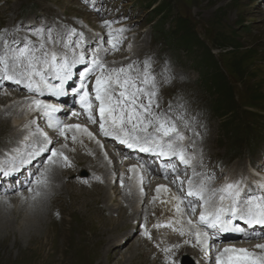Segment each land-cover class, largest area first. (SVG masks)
Wrapping results in <instances>:
<instances>
[{"label":"snow or ice","instance_id":"1","mask_svg":"<svg viewBox=\"0 0 264 264\" xmlns=\"http://www.w3.org/2000/svg\"><path fill=\"white\" fill-rule=\"evenodd\" d=\"M95 10L99 11L98 8ZM112 23L103 21V26L108 29L109 41L99 36L86 41L84 32L67 26H62L60 30L43 24L27 29L15 26L0 30V81L22 86L32 94L29 109L40 113L46 126L65 140L68 139L66 132L72 129L86 132L89 137H92V133L80 125L64 123L55 115L60 112L59 107L37 97L47 94L59 98L72 91L93 124L97 123V119L92 109H98L99 130L105 137L129 149L168 161L164 165V178H168L170 170L174 174L172 183L178 181V188L184 193L175 197L176 212L184 211L180 205L185 202L192 216L197 214V208L200 209L198 224L188 219L187 224L191 227L179 229V234L194 236L195 244L205 254L220 242V234H238L248 241L264 240V181L249 185L243 176L235 180L222 177L225 182L216 186L215 173L198 171V167H204L203 159L198 161L196 153L190 152L185 144L189 139L186 131L200 135L194 126L196 117L191 115L187 102L177 95L168 102L167 108L161 110V88L170 85L175 78L170 66L165 62L159 70H154L155 61L151 57L143 61H130L127 65L110 66L106 57L113 50H119L124 32V29H113ZM21 31L26 34L18 36L17 33ZM105 43H111V48L105 47ZM77 65L84 67L76 72L74 69ZM69 82H78V87H66ZM72 115L78 113L73 112ZM76 139L73 135L72 140L75 142ZM28 140L30 144L26 143L23 149H14L12 157L5 158L3 166H0V177L18 173L33 159L48 152L51 156L49 164L56 163L53 158H60L66 166H71L68 157L53 146L52 138L39 124L31 131ZM195 145V140H192L191 146L195 148ZM176 161L183 168L178 169ZM47 172L48 169H45L35 177V189L32 187V177L28 178L27 190L34 193L33 200L40 197L42 189L47 187ZM181 176L186 179H181ZM162 188L168 190L160 186L157 188L158 194ZM237 221L248 229L260 227L249 232ZM161 226L155 225L157 228ZM163 226L170 227L171 223ZM144 235L151 239L146 229ZM211 241L215 243L210 244ZM225 243L229 246L222 250L217 248L214 264H264V243H256L253 250L231 246L233 242L230 240ZM179 247L173 245L163 251L167 254ZM167 264L178 262L169 257Z\"/></svg>","mask_w":264,"mask_h":264},{"label":"rangeland","instance_id":"2","mask_svg":"<svg viewBox=\"0 0 264 264\" xmlns=\"http://www.w3.org/2000/svg\"><path fill=\"white\" fill-rule=\"evenodd\" d=\"M146 1L153 5L160 3L165 7V11H168V19L163 24L171 22L170 31L173 33L169 36L177 35L178 33L183 35L181 32L184 27L180 22L181 19L185 20V29L188 30L191 36L188 39L190 43L182 45L184 47L183 54L182 51L178 53L171 52L172 46L167 43H160V38L157 40L151 38V29L145 33L146 35H142L145 42H142L143 46L141 47V52H139L149 51V56L169 60L168 62L171 64L174 73L173 76L175 78L172 83L167 85L165 89H161L160 104L167 108L170 100H173L177 95H181L187 102L191 114V108H200L202 110L201 114H194V116H200V119L197 118L194 122L195 130L202 128L204 134L210 131L206 143L213 158L216 159L222 154L225 156V149H229L227 147L234 141V137L229 135L230 125L239 122L244 124L252 123L253 113L256 111L255 108L264 109V0H182L180 6L175 3V0ZM134 5L137 8L134 6L133 9L138 11V5ZM183 5H190V10L188 9L187 12ZM22 10H24V13ZM38 15L47 17V22L52 24L57 30H59V25L69 23L73 18L80 17L89 23H92L94 18L92 14L86 12L85 7L80 2L75 0H0V30L6 27L22 26L20 22L32 19ZM133 16L135 20L139 14H134ZM139 18H141L137 20L139 22L144 20L142 24L148 23V17L140 16ZM25 34L26 32L24 31L17 33L18 36ZM147 37L148 39H146ZM32 39H35V37H32ZM195 39H198L197 41L200 43L196 44L193 42ZM205 52L213 55L218 68L227 79V84L217 87V90L206 88L205 84L201 83L202 77L200 79L198 69L201 68L202 64L196 67L197 70H194L192 66L190 67L191 55L199 58V62H203L205 60ZM215 77L222 79L220 74H215ZM6 92L12 93L13 91ZM229 101L233 104H229ZM0 102H2V99H0ZM224 103L233 106L230 109H226L223 115H231H226L225 118L219 117L223 120V124L219 125V120L215 119L208 110L213 107L215 110L220 109V106ZM230 116H236V119L231 121L229 119ZM261 126L263 127L264 123ZM218 137H220V140H218ZM62 139L64 141V138ZM9 140H11V135L6 133L3 140H0V150L5 144L11 143H7ZM68 140L70 139L68 138L66 141ZM97 140L96 143H98ZM62 144L63 142L60 145H56L55 148L57 149ZM67 144L71 145V150L67 151L65 155L72 159L70 162L72 166H77L73 162L81 156L88 159V163L85 165L77 166L79 169H86L80 170L81 172L89 173V169L98 171L100 160L97 159L99 155L96 152L97 150H93L91 153L97 157H89L83 154V152H87L83 143L67 142ZM89 144L93 148L96 146L92 141ZM101 148L99 147V150L104 155L106 150L104 147V150ZM107 149L109 150L108 147ZM231 159L232 157H229L228 161H231ZM59 169V173L63 178L61 181L62 186H66V188L59 192L55 190L50 193V198H58L62 204H65L69 195L81 196L88 204H84L87 205L86 208L82 207L84 201L73 206L72 215H68L67 211H60L58 220L55 222L56 225L54 224V231L64 235L61 234V237L65 240V249L63 251L55 249V242L51 239L52 236L45 238L39 243L36 241L31 242L27 234L24 231H20V227L24 224V216L29 212L27 211V206L17 207L16 209L12 206L13 209H10L8 207L10 204L8 200L10 199H5L0 203L2 212H4V215L7 211H9L8 213H13L12 220L14 224H17L14 225V230L18 234L20 233V236L17 239L12 235L8 242L5 243L6 232H0V264H154L148 260L146 254L147 246L140 243L137 238L131 237L136 232L137 225H135L134 220L122 221L119 219L122 208L126 206L123 195H119L124 189L121 182L125 179H123V176L126 175L125 168L121 167V176L117 181L118 185L115 184L119 187L118 193H114L117 189L109 191L108 186L106 189L97 185L94 187L100 188L92 187L87 189L72 181L76 179V171ZM79 169L76 168L75 170ZM99 176L102 177L101 175ZM148 197L143 208L147 207L152 194ZM49 199L47 200L48 202L46 201L47 215L51 213L52 207ZM17 205L20 206V201ZM106 206H115L117 215L115 217L111 216ZM63 209L65 210L66 208ZM101 210H104V214H102ZM85 211L92 218L91 223L84 221L85 217L83 214ZM149 212L150 209L147 210V214ZM108 220L113 222H106ZM127 236L129 240L132 239L131 243L124 247L121 252L115 250L118 247L112 246L117 243L114 241L120 237L127 238ZM181 247V251L183 249L184 252L180 253H187L185 245L181 244ZM134 248L139 249V252H136L137 250ZM131 257H136L137 259H131Z\"/></svg>","mask_w":264,"mask_h":264},{"label":"bare ground","instance_id":"3","mask_svg":"<svg viewBox=\"0 0 264 264\" xmlns=\"http://www.w3.org/2000/svg\"><path fill=\"white\" fill-rule=\"evenodd\" d=\"M94 20H95V18H93V21ZM19 95L20 94L15 93V92H12V93L11 92H6V93L4 92V93H1V95H0V99H2V102H0V140L1 139L3 140L6 133H10L11 137H15L17 135L19 136V134H20L19 130H21V122L24 121L28 116V115H26V112H25V114L21 113L22 111L18 112V105L21 104L20 102L22 100V96H19ZM68 124L80 125L82 128H87V130L92 133V137H89L86 132H80V131H77L76 129H72V130L68 131V133H69L68 138L70 139V142H72V136L75 135L77 137V139L75 140V142L73 141V143H77V142H79L80 144L83 143L85 150L87 152H90V153H92L93 150H97L96 152H98V154H99L97 159L105 161V159H106L105 154L104 155L101 154V151L99 150V147H98V143H96L97 137L95 139L96 135L93 136L95 133H94V131H91L92 128L90 129V127L83 122L82 123L81 122L80 123L72 122V123H68ZM90 141H92L93 143H96V146L94 148L89 144ZM63 144H66L67 147L62 148L61 146H59L57 149L60 151H63V153H67V151L71 150L70 149L71 145H68L67 141L65 139L63 141ZM86 163H88V159L86 157H81V156L79 159H75L73 162V164L74 165L76 164L77 166H79L81 164L85 165ZM46 169H48V172H47L48 184H47L46 188L42 189V195L40 197H37L36 200H33L32 199V197L34 195L33 193L32 194H27V193L19 194L17 192L18 189L12 188V191H10V192H13V196L8 198V199H10V200H8V203H10L8 207H10V209L11 208L13 209V207H14V209H16L17 207L22 208L24 206H27V208H28L27 211H29V212H27L28 214H26L24 216L25 217L24 224H23V226L21 225L22 227H20V231H24V233L27 234V236L29 237L31 242L36 241L37 243H39L42 240H45V238H49L52 236L51 239H53V242H55V249L57 248L58 251H59V249H61L63 251L65 249L64 248L65 247V240L63 239V237H61L63 234L61 233L62 234L61 235V234L54 231L55 230L54 224L58 220V215H59L60 211H63V212L67 211L68 215H72L73 214L72 211H74L73 206H76L80 203H83V201H84L82 207L86 208V206L88 204L86 203V200L84 198H82L81 196L77 197L74 195H69L67 200L65 201V204H62L60 202V199H58V198H55V197L50 198V193H53L55 190L58 192L60 190H64L66 188V186H62L61 181L63 180V178H62V175L59 173V171H60L59 167L49 166V167H46ZM101 176L102 177H100V176H98V177L100 179L105 180V175H101ZM125 179L122 180V182H121V183H123L124 189L121 191V194H119V195H123V198L125 199V202H126V206H124L122 208L119 219H121L122 221L137 220V223L135 225H139L140 220H141L140 219L141 216L145 215L147 213V210H149V209L153 210V204L151 205V200H149L147 203V207L143 208V206H141L142 200H139L140 202L136 206V203H135L136 200L134 199V194H133V187L130 185L129 181L127 179L126 180ZM60 183H61V185H60ZM160 185L161 184L158 185L157 182L152 183L151 187L149 188V195L151 193L157 191L156 187L157 186L160 187ZM94 188H100V187H94ZM107 188L109 189V191L110 190L115 191L117 189L115 192L113 191L114 193H116L119 189V187L116 186L115 183L110 184V186ZM7 193H9V192H7ZM17 195H19V196H17ZM15 196H17V197H15ZM48 199L51 202L52 207H51V213L47 215V213H46V201ZM2 201H4V200L0 199V203H2ZM16 201H18V202L20 201V206L17 205L18 202L16 203ZM84 204H87V205H84ZM1 206L2 205H0V232L1 233L6 232V236L4 238V241L6 243L11 238L12 235H14L18 239V237L20 236V233L18 234V232L14 230V225H17V224H14V222L12 220L13 213H8L9 211H7V212H5V215H4V212H2ZM63 208H66V209L64 210ZM106 208L108 210H110V212H116L117 211L115 209V206H113V207L106 206ZM170 208H172V207H170ZM3 210H5V209H3ZM170 212H171V210H170ZM176 213H177L176 212V206H174V213L173 214L166 213V215L169 214L170 216L173 217V216H175L174 214H176ZM83 216L85 217L84 221L91 223L92 218L86 214V211L84 212ZM167 219H170V217H168ZM179 219H180L179 222H177V223L173 222V228L171 226L168 227L169 229L165 227L169 231L170 237L175 236V232H173L174 229L179 228V227L184 228V229L187 228V224L184 223V217L181 216ZM50 220H52V222H50ZM106 222L112 223L113 221L108 220ZM90 223H89V226H90ZM134 223H135V221H134ZM175 231H177V230H175ZM52 234H54V235H52ZM162 236H167V235H165L163 233ZM178 237L179 238L174 239V240H179V239L180 240L177 241L176 243H174L173 245H180L181 246V244H184L185 241L189 238L188 235H184L181 237L178 236ZM163 241L164 242H170V240H167V239H165ZM49 242H50V240H49ZM185 244H187V243H185ZM103 245H105V244H103ZM136 248H134V249H136ZM181 248L176 249V251L177 252H184L183 249L181 251ZM136 250H137L136 252H139V249H136ZM157 252L159 254L162 253L160 250H157ZM181 254H183V253H181ZM131 259L136 260L137 258L131 257ZM172 259L175 260V257H173ZM167 260H168V258H167ZM161 264H164V263H161Z\"/></svg>","mask_w":264,"mask_h":264},{"label":"trees","instance_id":"4","mask_svg":"<svg viewBox=\"0 0 264 264\" xmlns=\"http://www.w3.org/2000/svg\"><path fill=\"white\" fill-rule=\"evenodd\" d=\"M160 12L162 11H165V7L162 6L159 10ZM167 13V12H166ZM166 14H164L165 16ZM166 17V16H165ZM185 20L184 19H181V24L182 26L184 27V29L182 30L181 33H183V35L181 34H177V35H174L172 36L171 38H169V41L170 42H173L174 40H177L180 44L179 45H183V44H189V38L191 37L189 35V32L187 29H185V26H184V22ZM161 30V28H160ZM198 40V39H197ZM196 39L195 42L196 44L197 43H200L198 42ZM205 60H203V62H198L197 66L198 65H201V71H202V81L203 83L205 84L206 88H213L214 90H217V87H220V86H224L225 84H227V79H226V76L223 74V72L218 68V65L216 63V60L215 58L213 57V55H211L210 53L208 52H205ZM199 59V58H198ZM214 63V64H213ZM212 66V67H211ZM215 67V68H213ZM215 74H220L221 75V78L222 79H218L215 77ZM256 101V100H254ZM230 102V101H229ZM229 104H233V103H229ZM233 105H228L227 103H224L220 106V109L218 108L216 111H217V114H225L226 112V109H230ZM224 116V115H222ZM234 119H236V116L232 117L231 118V121H233ZM233 128H236L237 130L233 133V135L236 137V139L239 138V135L244 132V127H242V125H236V124H232L231 128H229V133H232L233 132Z\"/></svg>","mask_w":264,"mask_h":264},{"label":"water","instance_id":"5","mask_svg":"<svg viewBox=\"0 0 264 264\" xmlns=\"http://www.w3.org/2000/svg\"><path fill=\"white\" fill-rule=\"evenodd\" d=\"M175 2L177 3V5H179V6H180V4H181L182 0H175ZM183 6H185V8L187 9V10H186L187 12H188V9L190 10V8H191V6H190V5H183Z\"/></svg>","mask_w":264,"mask_h":264}]
</instances>
